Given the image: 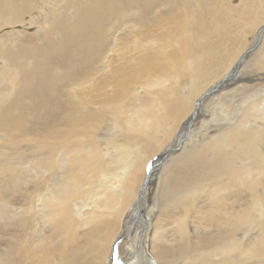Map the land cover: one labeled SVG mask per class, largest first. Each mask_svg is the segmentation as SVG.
I'll return each instance as SVG.
<instances>
[{
	"label": "bare ground",
	"instance_id": "bare-ground-1",
	"mask_svg": "<svg viewBox=\"0 0 264 264\" xmlns=\"http://www.w3.org/2000/svg\"><path fill=\"white\" fill-rule=\"evenodd\" d=\"M233 4L0 0V264H264V98L202 120L264 82Z\"/></svg>",
	"mask_w": 264,
	"mask_h": 264
},
{
	"label": "rangeland",
	"instance_id": "rangeland-1",
	"mask_svg": "<svg viewBox=\"0 0 264 264\" xmlns=\"http://www.w3.org/2000/svg\"><path fill=\"white\" fill-rule=\"evenodd\" d=\"M231 2L232 3H234L233 5H240L239 3H240V0H231ZM229 14H230V16H232L233 15V12H232V14H231V12H228ZM228 13H226L227 14V16H229V14ZM234 16V15H233ZM228 19H229V17H228ZM263 23H261L260 24V26L262 25ZM256 29H257V27L255 28V29H253L252 31H249V30H247L246 31V38H245V40H246V42H245V44H247L246 46H248L250 43H252V41H253V39H254V35H255V33H256ZM252 57V58H251ZM248 59L246 60V62L243 64V66H242V68L240 69L241 71V73H245V74H254V75H259V74H264V69L263 70H258L257 69V67L256 66H254L255 64V57H253L252 55L250 56V57H247ZM252 59V60H251ZM253 59H254V61H253ZM248 61V62H247ZM252 61V62H251ZM250 62V63H249ZM247 63H249V64H247ZM248 65V66H247ZM252 65V66H251ZM247 67V68H246ZM243 68H245V69H247V70H245V69H243ZM252 68H255V69H252ZM253 72V73H252ZM243 82V81H242ZM237 86H239L238 88H236V89H233V90H231V91H229L230 92V95L229 96H225V97H227V98H225V99H223L222 101L223 102H225V103H223L222 101H220L219 103L217 102V101H219V100H217V95H216V97L214 98L213 97V99H211L210 101H208L207 102V104H209V105H207V104H205V108H204V110H206L207 112H208V109H209V114H207L208 116H207V118H205V117H203L202 118V120H209L208 121V123H207V125L208 126H210V125H213L211 122H210V119L213 117V116H219V117H222L223 118V114L225 115V113H224V111H225V109H226V111H229V112H233V114L239 109L240 110V107L242 106V104H241V102H242V97L243 96H246V95H255V97H253V98H256L257 99V101L258 100H261L262 98H264V82L263 83H260V84H254V85H250L249 84V87L248 86H245L244 85V83H240V84H238V85H236V87ZM241 86H244V87H241ZM246 87H248V88H246ZM256 87V88H255ZM263 87V88H262ZM238 89H241V91H236V90H238ZM257 89V90H256ZM246 93H245V92ZM243 92V93H242ZM243 95H242V94ZM258 93V94H257ZM224 97V96H223ZM231 98V99H230ZM238 98V99H237ZM261 98V99H260ZM216 100V101H215ZM235 100V101H234ZM213 101L214 102H216L217 104L215 105V103H213ZM210 102V103H209ZM237 102V103H236ZM222 103V104H221ZM218 105V106H217ZM238 105H240V106H238ZM244 106H247V104H244ZM211 107H213V108H211ZM237 107V108H236ZM229 109V110H228ZM220 110V111H219ZM238 110V111H239ZM210 112H212V114L210 113ZM216 112V113H215ZM231 112V113H232ZM214 113H215V115H214ZM211 114V115H210ZM210 115V116H209ZM212 116V117H211ZM224 119V118H223ZM207 126V127H208ZM206 127V126H205ZM162 149V148H161ZM160 150V149H159ZM149 212V211H148ZM150 212H152L151 210H150ZM149 212V213H150ZM1 243V242H0Z\"/></svg>",
	"mask_w": 264,
	"mask_h": 264
},
{
	"label": "water",
	"instance_id": "water-1",
	"mask_svg": "<svg viewBox=\"0 0 264 264\" xmlns=\"http://www.w3.org/2000/svg\"><path fill=\"white\" fill-rule=\"evenodd\" d=\"M260 36H261V34L258 36V41H259ZM258 41H257V42H258ZM236 70H237V69H235V71H236ZM235 71H234V73H235ZM230 78H231V75H229V77L226 78V79H227V80H230ZM178 148H179V147H178ZM165 156H166V155H165ZM165 156L160 157V158H157V159H154L152 164H151V162H150V164L148 165V167H147V169H146V174H145V177H144V182L148 181V179H149V177L151 176V174H152L155 170H157V169L159 168V166H160V164H162V162H163ZM114 254H115V253H114Z\"/></svg>",
	"mask_w": 264,
	"mask_h": 264
}]
</instances>
